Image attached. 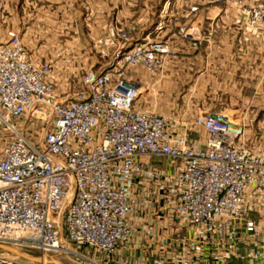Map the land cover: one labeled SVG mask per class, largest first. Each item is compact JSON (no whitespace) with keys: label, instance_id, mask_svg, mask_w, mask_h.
<instances>
[{"label":"built area","instance_id":"2783aa9c","mask_svg":"<svg viewBox=\"0 0 264 264\" xmlns=\"http://www.w3.org/2000/svg\"><path fill=\"white\" fill-rule=\"evenodd\" d=\"M254 16L264 22V4ZM125 46L61 99L51 62L32 57L16 31L0 42V243L126 264L114 255L133 239L138 211L151 209L194 238L179 235L174 247L161 236L145 264L264 261V153L245 144L243 117L203 110L192 123L206 135L193 138L188 123L140 104L129 75V66L159 70L167 44ZM31 117L37 138L25 132ZM0 264L26 263L2 253Z\"/></svg>","mask_w":264,"mask_h":264},{"label":"rangeland","instance_id":"374dc122","mask_svg":"<svg viewBox=\"0 0 264 264\" xmlns=\"http://www.w3.org/2000/svg\"><path fill=\"white\" fill-rule=\"evenodd\" d=\"M166 2L0 0V42L16 31L32 57L51 62L52 81L57 95L64 99L82 88L87 70L114 64L122 46L144 38L162 40L169 51L159 70L128 67L129 75L141 82L140 104L171 116L178 124L188 123L190 135L201 141L206 132L192 122L203 110L241 116L245 144L264 153V22H256L254 16V9L264 0ZM184 29L192 32L193 38L185 37ZM227 49L237 50V67L223 77L213 57L215 50ZM224 80L229 85L221 87ZM27 125L25 132L39 137L40 118H28ZM3 126L0 122V130ZM2 253L26 264H42L0 248ZM49 255L64 264H84L69 256Z\"/></svg>","mask_w":264,"mask_h":264},{"label":"crops","instance_id":"0c3cea01","mask_svg":"<svg viewBox=\"0 0 264 264\" xmlns=\"http://www.w3.org/2000/svg\"><path fill=\"white\" fill-rule=\"evenodd\" d=\"M167 2H169V0H167ZM214 53L213 63L215 66L220 68L219 72L223 73V77L231 74L233 72V69L237 67V61L234 59L237 55V50H215ZM209 57L207 56V58ZM204 62L206 64H208L209 62L211 63L210 60H204ZM247 65L248 64L245 63V67H247ZM229 83L231 84L232 81H229ZM220 85L221 87H224L225 85L229 84L224 80L220 82ZM139 103H141V98H139ZM159 165L162 167H166L169 171L172 170V166L169 164L166 158H162ZM136 218L137 219H135V224L137 228L136 232L134 233V237L131 241L125 243L114 255L116 263H147L151 258V254L157 251L156 249L158 248V242L161 240V236L165 239H168L170 246L173 245L174 247H176L175 239L179 235L181 236L183 234L187 235L190 238H194V233L192 231L184 230L180 231L179 234L174 233V222L170 214H168L167 212H156L155 210L144 209L138 211ZM203 249L204 248H201V250ZM227 264H246V262H242L236 258H229ZM259 264H264V261H261Z\"/></svg>","mask_w":264,"mask_h":264},{"label":"water","instance_id":"95a60500","mask_svg":"<svg viewBox=\"0 0 264 264\" xmlns=\"http://www.w3.org/2000/svg\"><path fill=\"white\" fill-rule=\"evenodd\" d=\"M134 45L135 44L130 42V44L126 45L124 47V49H129V48L133 47ZM0 248L5 250V251H8L10 253L23 256L27 259L40 262L42 264H64L63 262H61L58 259H54V258L51 259L47 252L42 253L40 255L29 254V253L24 252L23 250H21L20 248H18L16 246L6 244V243H0Z\"/></svg>","mask_w":264,"mask_h":264},{"label":"bare ground","instance_id":"6f19581e","mask_svg":"<svg viewBox=\"0 0 264 264\" xmlns=\"http://www.w3.org/2000/svg\"><path fill=\"white\" fill-rule=\"evenodd\" d=\"M13 246H14V245H13ZM16 247H17V246H16ZM18 248H19V247H18ZM5 252L10 253V252H8V251H5ZM49 254H50V253H48V255H49ZM49 256H50L51 259H53V258H54V259H57V258L54 257V256H51V255H49Z\"/></svg>","mask_w":264,"mask_h":264}]
</instances>
